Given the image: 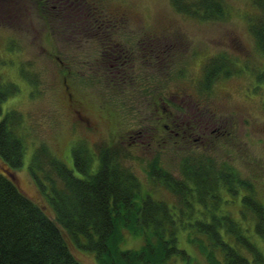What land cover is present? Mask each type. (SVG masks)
<instances>
[{
	"label": "rangeland",
	"instance_id": "obj_1",
	"mask_svg": "<svg viewBox=\"0 0 264 264\" xmlns=\"http://www.w3.org/2000/svg\"><path fill=\"white\" fill-rule=\"evenodd\" d=\"M36 1L0 0V79L18 87L2 101L0 119L8 110L21 114L15 129L22 139V162L13 171L18 187L54 216L47 195L40 194L29 173L42 143L82 177L73 165V145H87L91 171L93 149L122 140L128 149L123 162L141 189L169 205L176 197L163 185L153 188L149 165L157 160L178 177L184 158L211 159L214 174L230 169L250 181L251 187H236V194L217 184L207 191L208 202L215 205L208 208L215 216L230 214L262 261L242 245L240 253L249 264H264V221L256 229L258 218L264 219V55L248 27L258 11L253 0H224L225 17L209 20L183 13L170 0H48L43 10L52 22L43 20ZM85 10L91 18L93 10L96 15L100 10L108 20L103 37L92 38L96 31L81 20ZM152 41L157 44L148 43ZM122 50L129 68L125 74L110 57ZM218 55L230 61L224 67L230 72L225 76L222 70L206 88L203 67ZM182 116L190 134L162 133L160 126ZM156 124L160 133L152 132ZM196 193H190V218L209 211ZM184 231L180 229L179 246L207 264ZM220 231L235 245L224 226ZM64 236L78 262L98 264L92 251L65 231ZM125 239L123 247L141 244L139 238Z\"/></svg>",
	"mask_w": 264,
	"mask_h": 264
},
{
	"label": "trees",
	"instance_id": "obj_2",
	"mask_svg": "<svg viewBox=\"0 0 264 264\" xmlns=\"http://www.w3.org/2000/svg\"><path fill=\"white\" fill-rule=\"evenodd\" d=\"M46 1L37 0V9L42 11L43 20L52 22L51 15L43 10ZM170 1L178 10L200 19H222L226 14L224 0ZM253 3L258 11L249 19L248 27L264 55V0H253ZM93 14L91 18L85 10L81 20L96 31L91 34L92 38L103 37L108 20L100 17V10L97 15L93 10ZM224 57L213 56L206 62V88L222 70L225 76L230 72L224 67L231 63ZM17 91L15 83L0 79V111L2 101ZM20 118L19 111L8 110L0 119V264H81L70 252L64 231L77 240L81 248L92 251L98 264H176L177 260L180 264H203L199 257L179 246L180 229H185L186 241L204 256L207 264H249L238 250L241 245L253 252L255 260L262 261L258 249L244 235V228L230 214L215 216L208 208L209 204L210 207L215 205L208 202L207 191L217 184L236 194L238 186L251 187L249 180L230 169L223 168L214 174L215 164L211 159L184 158L178 177L154 160L149 165L148 175L153 188L163 185L175 195V203L169 205L154 198L149 190L141 189L137 175L123 162L128 149L122 140L118 145L96 146L93 149L96 165L91 171L92 158L87 145L82 142L73 145V165L84 174L82 177L52 156L45 144L35 149L29 173L40 194L48 197L54 211V216L50 217L18 187L13 177L23 154L22 139L15 129ZM160 128L166 135L182 134L180 131L169 133L165 125ZM194 190L201 207L209 209L198 218H190L189 198ZM243 199L250 202L249 197ZM263 221L261 215L256 229L262 227ZM222 226L235 245L224 238L220 231ZM127 235L139 238V247H123Z\"/></svg>",
	"mask_w": 264,
	"mask_h": 264
},
{
	"label": "flooded vegetation",
	"instance_id": "obj_3",
	"mask_svg": "<svg viewBox=\"0 0 264 264\" xmlns=\"http://www.w3.org/2000/svg\"><path fill=\"white\" fill-rule=\"evenodd\" d=\"M149 44L156 45V44H153V43H149ZM113 53H115V52H110V54H112V55H110V57L115 62L114 63V67H118L119 72L121 71L122 74H125L129 70V68H127V66H126L127 65L126 64L127 55L125 54V52L123 50L120 51V52H117L116 55L113 54ZM115 69H117V68H115ZM126 69H128V70H126ZM184 118H185V116H182V118H180L178 121H175V118H172L173 121H171V122H173V123L165 125L167 130H168V132L172 133V134H178L177 131H180V132H182V136H184L185 134H190V130H189V126L190 125H188L187 121L186 122L183 121ZM199 120L201 121L200 114H199ZM200 126H201V123L199 124L197 129H199ZM155 127H156L155 128V132H158L159 131V125L156 124ZM138 135L140 136V134H138ZM199 137H201V136H199Z\"/></svg>",
	"mask_w": 264,
	"mask_h": 264
}]
</instances>
